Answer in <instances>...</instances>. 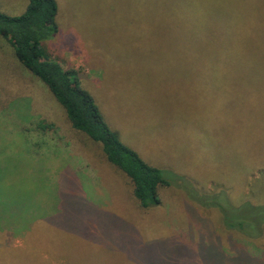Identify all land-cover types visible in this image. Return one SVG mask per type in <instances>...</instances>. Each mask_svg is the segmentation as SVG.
<instances>
[{"label":"rangeland","instance_id":"rangeland-1","mask_svg":"<svg viewBox=\"0 0 264 264\" xmlns=\"http://www.w3.org/2000/svg\"><path fill=\"white\" fill-rule=\"evenodd\" d=\"M28 1L0 0V12L19 15ZM258 1L229 74L238 59L213 58L210 44L195 39L196 16L208 27L222 23L201 12L200 0H56L58 31L44 41L46 54L73 73L122 142L162 170L168 185L150 208L0 35V226L37 213L69 217L91 225L97 240L0 231V264H31L25 256L39 264H264V233L251 239L227 229L216 197L264 205ZM44 143L73 161L36 148Z\"/></svg>","mask_w":264,"mask_h":264},{"label":"trees","instance_id":"trees-1","mask_svg":"<svg viewBox=\"0 0 264 264\" xmlns=\"http://www.w3.org/2000/svg\"><path fill=\"white\" fill-rule=\"evenodd\" d=\"M257 3H259L257 0H242L239 6L235 0H200L198 7L201 8V12L207 16L220 18L222 23L220 28L212 25L208 27L204 17L196 16L195 20H200L201 24L195 23V39L197 42L210 44L213 58H221V55L226 54V60L238 59L239 61L241 42L251 37V30L246 27L251 16L250 5L254 7ZM57 12L56 0H29L25 11L19 15H7L0 12V35L13 47L18 61L49 88L64 108L71 126L99 142L106 159L130 178L134 196L140 206L150 208L159 205L161 200L158 188L160 185H168L162 170L147 163L136 150L122 142L118 133L105 122L90 93L75 80L73 73L65 70L59 62L46 54L44 41L58 31ZM222 31L227 36L225 43L222 41L224 37ZM239 64L240 61L229 74L237 72L236 68ZM216 197H218L217 204L222 213L223 224L227 229L237 230L251 239L262 236L264 233L263 204L246 201L235 205L224 195L219 194ZM226 202L231 203L233 207L226 206ZM52 218L55 222H49L50 224L44 222L51 221ZM65 219L33 218L26 220L27 222H23L19 227L13 225L14 221H3L0 231H3V234L12 233L10 235L12 239L16 234L32 236L44 234L49 237L51 233L54 234L60 230L59 232L85 240L82 243L97 242L91 233V225L69 217ZM54 223L58 230L51 226ZM47 225H50L49 230H45ZM36 247L37 244L34 248ZM19 248L21 247H18V250ZM15 249L17 248L11 250ZM25 257L31 261V264L39 262L35 256Z\"/></svg>","mask_w":264,"mask_h":264},{"label":"crops","instance_id":"crops-1","mask_svg":"<svg viewBox=\"0 0 264 264\" xmlns=\"http://www.w3.org/2000/svg\"><path fill=\"white\" fill-rule=\"evenodd\" d=\"M35 136V135H34ZM34 136H31V137H33V141H34ZM29 138H30V135H29ZM50 145H48V144H42V145H40V144H38V146L36 147V148H38V149H41V150H46L47 149V151L49 152V154H51V156L53 155V156H55V157H59L60 159L61 158H63L64 160H70V161H73V158H72V155L69 153V155H66V154H64V152L63 153H55L54 151H56L55 149H54V151H53V149H51L52 147H49ZM36 158V154L34 153V159ZM95 176H93V175H91L89 172H88V178H90V179H92V178H94ZM39 214L37 213L35 216L33 215V217L32 218H27L28 220H31V219H33V218H35L36 219V217L38 216Z\"/></svg>","mask_w":264,"mask_h":264}]
</instances>
